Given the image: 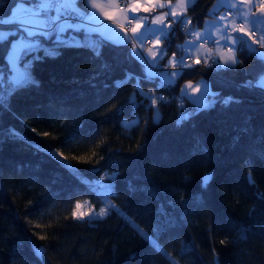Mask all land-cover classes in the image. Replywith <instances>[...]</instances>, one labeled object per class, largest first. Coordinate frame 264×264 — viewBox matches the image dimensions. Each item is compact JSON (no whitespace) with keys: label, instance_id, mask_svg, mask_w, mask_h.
Masks as SVG:
<instances>
[{"label":"trees","instance_id":"16d2710c","mask_svg":"<svg viewBox=\"0 0 264 264\" xmlns=\"http://www.w3.org/2000/svg\"><path fill=\"white\" fill-rule=\"evenodd\" d=\"M19 1L5 0L0 16H10ZM213 2L198 0L189 9L193 25L202 26ZM173 28L167 56L186 39L177 25ZM128 51L130 45L119 52L105 46L97 58L82 48H63L55 58L34 64L38 86L0 107V264H20L18 257L29 264H168L133 223L148 235L159 225V243L178 264H216L213 249L218 264H264V201L256 198L264 193V93L246 86L264 71L260 62L237 53L243 63L234 70L195 65L184 69L173 89L141 80L138 87L144 92L169 99L154 123L152 111L126 103L136 80L120 82L128 73L143 75ZM4 55L0 46V65ZM200 78L207 79L220 100L240 102H218L177 126L180 86ZM135 99L139 105L142 98ZM113 104L123 106L121 111L109 112ZM134 119L137 127L124 126ZM33 128L51 136L37 135ZM12 130L17 137L10 135ZM73 133L82 142L62 147ZM27 139L46 149L60 148L68 159L58 164ZM249 167L254 185L247 183ZM72 169L79 170L83 183ZM209 172L214 175L204 189L201 177ZM105 173L115 174L111 199L123 216L113 211L103 220H74L77 201L98 204L89 183ZM222 239L227 243L221 245ZM34 247L44 248L41 256L34 255Z\"/></svg>","mask_w":264,"mask_h":264},{"label":"snow or ice","instance_id":"6c2138e0","mask_svg":"<svg viewBox=\"0 0 264 264\" xmlns=\"http://www.w3.org/2000/svg\"><path fill=\"white\" fill-rule=\"evenodd\" d=\"M197 2L198 0H20L10 9V16H0V46L5 49L3 64L0 65V107L7 106L13 95L38 86L32 71L36 62L44 58H55L61 49L69 47L88 50L94 57L99 58L105 46L119 52L130 45L127 56L140 65L143 75L133 77L128 73L120 82L123 84L136 80L137 86L126 103L152 111L154 123L159 122V109L162 104L167 105L169 99L158 96L153 91L144 92L138 87L141 80L156 81L160 88L173 89L185 75L184 69H191L195 65L203 64L205 68L216 72L234 70L237 64L243 63V59H238L237 53L243 58L258 60L264 69V51H258L264 50V0H214L206 10V17L210 19L206 18L202 27L193 25L191 17L188 16L189 9L194 8ZM4 3L5 0H0V5ZM173 25L178 26L186 39L183 44L176 45V51L172 52L167 63L163 65L164 69L171 71H163L160 62L167 56L172 47L171 38L176 35ZM146 42L150 46H146ZM41 52L43 56L40 55ZM108 67L104 64V68ZM246 86L264 93V71L255 80L247 81ZM137 95L142 98L139 105L135 99ZM145 99L147 104L144 103ZM177 99L180 101L177 107L181 110L176 121L177 126L194 115L211 109L218 102L224 106L240 102L234 97L220 100L219 94L213 93L203 78L195 83L189 80L180 86ZM185 102L189 107H185ZM122 107L113 104L108 111L120 112ZM123 124L134 128L138 126V121ZM31 130L37 132L35 128ZM10 135L18 136L14 130ZM37 135L47 138L51 133L44 131L37 132ZM51 138L56 139L55 136ZM82 139L73 133L65 137L61 146L78 144ZM26 142L38 153L48 155L58 164L68 159L60 148L46 149L31 139ZM141 148L142 145L138 143L136 150ZM95 155L96 152H93L92 156ZM71 158L82 162L91 159L83 156ZM99 159L103 160L104 156ZM72 172L81 183L84 182L79 176V170L72 169ZM213 175L209 172L201 177L202 188H207ZM114 180L115 174L100 175L95 185H89V191L98 194L102 206L98 210L90 207L88 211H81L82 204L77 201L71 212L72 218L83 220L85 217L94 216L103 220L113 211L123 216L111 199L115 196ZM247 183L255 184L250 167ZM256 198L264 201V193H256ZM84 203L88 204L89 201ZM34 226L40 227L39 224ZM132 226L157 254L167 259L168 264H178L172 253L166 252L159 243V225L152 235H148L134 223ZM242 236L246 239V232ZM38 239L43 241L47 236L38 235ZM226 243V239L220 240L221 245ZM186 251V247L182 248L179 255L182 256ZM33 252L35 256H41L44 248L34 247ZM213 256L218 264L215 249ZM16 259L20 264H29L24 257Z\"/></svg>","mask_w":264,"mask_h":264},{"label":"rangeland","instance_id":"374dc122","mask_svg":"<svg viewBox=\"0 0 264 264\" xmlns=\"http://www.w3.org/2000/svg\"><path fill=\"white\" fill-rule=\"evenodd\" d=\"M17 38H18V37H17ZM45 43H46V45H47V42H45ZM47 46H50V45H47ZM258 51H264V50H260V49H258ZM205 80L207 81V79H205ZM192 82L194 83L195 81H192ZM185 83H186V82H185ZM183 84H184V83H183ZM183 84H182V85H183ZM132 121H137V120L134 119V120H131V121H128V122L130 123V122H132ZM102 175H103V174H102ZM97 181H99V178H98L97 180L92 181V182L89 183V184H90V185H95ZM96 196H97V200H98V194H96ZM85 201H88V200L80 201V203L82 204L81 211H88L90 207H94L96 210H98V208L102 206V202L99 201V200L97 201V202H98L97 205H95L94 203H92V202H90V201H89L88 204H85V203H84ZM96 219H97V218H95L94 216H92V217H85L83 220H86V221H93V220H96Z\"/></svg>","mask_w":264,"mask_h":264},{"label":"crops","instance_id":"0c3cea01","mask_svg":"<svg viewBox=\"0 0 264 264\" xmlns=\"http://www.w3.org/2000/svg\"><path fill=\"white\" fill-rule=\"evenodd\" d=\"M19 2H20V1H19ZM208 19H210V17H208ZM203 24H204V22H203ZM203 24H202V26H203ZM173 26H174V25H173ZM202 26H201V27H202ZM80 39H83V37H80ZM184 41H185V40H184ZM184 41H183L182 43H180V44H183V43H184ZM146 46H150V45H149V44H147V42H146ZM253 47H255V46H253ZM171 55H172V54H171ZM171 55H170V56H171ZM168 57H169V56H167V57L165 58V61H163V62H160V64H161V65H164V64H166V63H167V59H168ZM200 79H201V78H200ZM200 79H199V80H200ZM203 79H204V78H203ZM199 80H197V81H199ZM197 81H195V82H197ZM195 82H194V83H195ZM207 83L209 84V82H208V81H207ZM179 94H180V92H179Z\"/></svg>","mask_w":264,"mask_h":264},{"label":"built area","instance_id":"2783aa9c","mask_svg":"<svg viewBox=\"0 0 264 264\" xmlns=\"http://www.w3.org/2000/svg\"><path fill=\"white\" fill-rule=\"evenodd\" d=\"M192 69V68H191ZM161 70H163V71H171V69H164L163 68V65H161ZM180 103V102H179Z\"/></svg>","mask_w":264,"mask_h":264}]
</instances>
